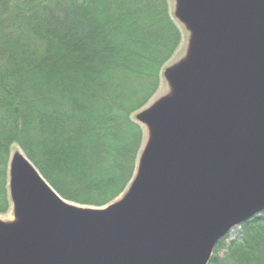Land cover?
I'll list each match as a JSON object with an SVG mask.
<instances>
[{"label":"water","instance_id":"1","mask_svg":"<svg viewBox=\"0 0 264 264\" xmlns=\"http://www.w3.org/2000/svg\"><path fill=\"white\" fill-rule=\"evenodd\" d=\"M172 2L186 50L162 71L168 93L134 116L145 139L127 188L78 206L10 154L0 264H208L264 212V0Z\"/></svg>","mask_w":264,"mask_h":264},{"label":"trees","instance_id":"2","mask_svg":"<svg viewBox=\"0 0 264 264\" xmlns=\"http://www.w3.org/2000/svg\"><path fill=\"white\" fill-rule=\"evenodd\" d=\"M180 38L169 0H0V215L13 145L65 201L117 199ZM233 230L208 264H264V212Z\"/></svg>","mask_w":264,"mask_h":264},{"label":"rangeland","instance_id":"3","mask_svg":"<svg viewBox=\"0 0 264 264\" xmlns=\"http://www.w3.org/2000/svg\"><path fill=\"white\" fill-rule=\"evenodd\" d=\"M169 12H170V15H171V18L173 19V21L175 22V24L177 25V27L179 28L180 32H181V38H180V42L177 46V48L175 49V51L173 52L172 56L170 57V59L164 64L161 72H160V81H159V85H158V88L155 92V94L152 96V98L147 102V104L142 108L140 109L139 111L143 110L144 108L148 107L150 104H152L153 102H155L156 100H158L159 98L165 96L167 93H168V86L167 84L165 83V81L163 80V77H162V71L167 68V67H170L172 65H174L175 63H177L180 59L183 58L184 54H185V50H186V45H187V37H188V34L185 32V30L174 20L173 18V2L172 0H169ZM138 111V112H139ZM137 113V112H136ZM135 113V114H136ZM135 114L133 115V119H134V116ZM143 130V129H142ZM143 134H144V139H145V132L143 131ZM143 143H144V140H143ZM143 145V144H142ZM20 149H18L17 146L13 145L10 149V154H13L14 152L18 151ZM8 190V189H7ZM123 194V193H122ZM121 194V195H122ZM120 195V196H121ZM119 196V197H120ZM116 200V199H115ZM114 200V201H115ZM11 204V203H10ZM76 205V204H75ZM80 206V205H78ZM82 207H85V206H82ZM13 220V214H12V210H11V205H10V208L9 210L5 213V214H2L0 215V221L2 222H11ZM235 234V231L233 230V232L231 231L229 233V238L228 240L231 238L233 239V236ZM228 240L226 241V243L228 242Z\"/></svg>","mask_w":264,"mask_h":264}]
</instances>
